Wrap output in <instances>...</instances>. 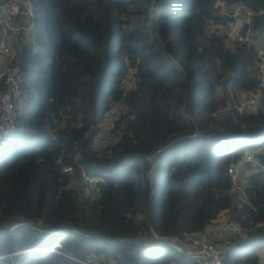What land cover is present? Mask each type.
I'll return each instance as SVG.
<instances>
[{
    "label": "trees",
    "instance_id": "trees-1",
    "mask_svg": "<svg viewBox=\"0 0 264 264\" xmlns=\"http://www.w3.org/2000/svg\"><path fill=\"white\" fill-rule=\"evenodd\" d=\"M33 2L34 38L11 61L23 77L18 123L0 139V264H198L144 242L231 213L250 230L212 239L226 244L225 264H260L264 171L246 175L239 197L227 169L246 149L264 160V90L255 48L222 27L241 4L254 13L244 30L263 37L264 0ZM245 90L258 91L259 104L239 112ZM117 100L113 137L97 149ZM82 170L101 175L91 192L74 185Z\"/></svg>",
    "mask_w": 264,
    "mask_h": 264
},
{
    "label": "built area",
    "instance_id": "built-area-1",
    "mask_svg": "<svg viewBox=\"0 0 264 264\" xmlns=\"http://www.w3.org/2000/svg\"><path fill=\"white\" fill-rule=\"evenodd\" d=\"M253 12L244 5H237L232 13L233 20L222 27L228 40L247 43L257 52V78L259 86L264 90V36L255 37L251 30H244L246 24L250 25ZM37 25V14L33 0H0V139L17 126L15 114L16 101L21 95L23 77L18 65H13L12 60L18 52L31 43ZM213 31V29H212ZM137 68L132 67L123 78L125 92L131 89L136 82ZM258 91L245 90L242 92L236 109L244 112L248 108L259 104ZM121 101H114L106 110L100 130L93 140L95 148L99 149L113 137V122L123 110ZM230 108H223L227 111ZM221 110V111H222ZM220 111V112H221ZM251 167L248 170V167ZM73 170L65 166L64 171ZM264 171V162L256 152L246 149L227 169L231 180L230 191L239 197L244 196V183L246 175L252 171ZM101 180V175H96L82 170L81 177L74 181V185L83 192H91ZM16 227L13 226L11 230ZM250 229L243 227L233 219L220 220L208 226L203 231L186 234L184 237L159 236L153 233V240L144 242L145 246H169L198 264H225L226 246L217 244L211 239L216 234H245ZM60 246V244H58ZM38 250V249H35ZM39 250L57 251L56 248L43 247ZM84 264H114L104 262L95 256L83 261Z\"/></svg>",
    "mask_w": 264,
    "mask_h": 264
},
{
    "label": "rangeland",
    "instance_id": "rangeland-1",
    "mask_svg": "<svg viewBox=\"0 0 264 264\" xmlns=\"http://www.w3.org/2000/svg\"><path fill=\"white\" fill-rule=\"evenodd\" d=\"M224 12H226V13H230L231 10H230V9H225ZM231 13H232V12H231ZM211 29H214V30H215L216 27H213V28H211ZM241 94H242V93H241ZM241 94H240V96H241ZM220 111H221V110H220ZM220 111L216 114L217 119H221V118L225 117V115H226V113H225L224 110H222L221 112H220ZM228 215L231 216L232 213H231V214H228ZM229 216H225V217H223L222 219H223V220H226V219L229 218ZM134 219H135V221H136V224H137L138 226H141V225L143 224V222L146 220V217H145L143 214H141V213H137V214L135 215ZM223 244H224V243H223ZM224 245H226V244H224ZM256 251L258 252L259 255H261L262 257H264V246H263V247H260V248H257Z\"/></svg>",
    "mask_w": 264,
    "mask_h": 264
},
{
    "label": "crops",
    "instance_id": "crops-1",
    "mask_svg": "<svg viewBox=\"0 0 264 264\" xmlns=\"http://www.w3.org/2000/svg\"><path fill=\"white\" fill-rule=\"evenodd\" d=\"M263 162H264V160H262ZM221 220H223V219H221ZM224 236V234H216V235H211V239H219V238H221V237H223ZM260 256V264H264V257H262L261 255H259Z\"/></svg>",
    "mask_w": 264,
    "mask_h": 264
}]
</instances>
